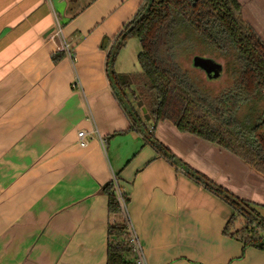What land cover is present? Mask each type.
I'll use <instances>...</instances> for the list:
<instances>
[{"label":"crops","instance_id":"0c3cea01","mask_svg":"<svg viewBox=\"0 0 264 264\" xmlns=\"http://www.w3.org/2000/svg\"><path fill=\"white\" fill-rule=\"evenodd\" d=\"M143 1L0 0V264H107L108 228L127 220L146 264H264V252L223 235L232 208L131 130L114 96L107 56ZM237 1L264 43V0ZM58 26L75 61L54 62ZM148 126L264 218V177L169 122ZM93 130L103 143L79 146ZM116 175L126 214H110L101 192Z\"/></svg>","mask_w":264,"mask_h":264},{"label":"trees","instance_id":"16d2710c","mask_svg":"<svg viewBox=\"0 0 264 264\" xmlns=\"http://www.w3.org/2000/svg\"><path fill=\"white\" fill-rule=\"evenodd\" d=\"M177 21L191 28L214 51L228 47L237 51L240 72L234 86L221 96L213 100L196 97L181 77L170 57L169 46ZM131 39H137L143 49L138 56L141 74L137 81H142L150 100L154 98V124L169 122L181 133L217 145L264 177V109L256 118L245 116L254 104H264V43L243 19L241 4L237 0H144L134 18L115 37L106 71L131 130L146 137L174 166L186 167L192 180L232 208L234 213L223 230L225 237L240 242L243 250L254 248L264 252V218L259 207L188 168L152 135L153 130L143 120L138 96L120 81L115 71L117 58ZM64 57L65 54L57 53L54 62ZM118 191L122 192L127 209L130 199L117 175L101 190L108 197V211L112 215L125 213ZM131 225L127 220L109 226L107 264H135L137 253L131 243Z\"/></svg>","mask_w":264,"mask_h":264},{"label":"rangeland","instance_id":"374dc122","mask_svg":"<svg viewBox=\"0 0 264 264\" xmlns=\"http://www.w3.org/2000/svg\"><path fill=\"white\" fill-rule=\"evenodd\" d=\"M169 46L171 47V59L176 62L181 77L195 92L196 97H205L213 100L234 86L240 72L237 51L230 47L223 49L221 52L214 51L191 28L181 24L179 21L172 28V38L169 40ZM142 52V46L137 39L129 40L127 46L120 54V65L117 66L116 64L115 71L120 81L128 84L130 91L138 96L139 104L142 106L140 111L143 120L149 125L154 124L153 106L151 105V101L154 98L150 100L145 93L142 81H137L138 76L141 74V68L138 65V55ZM197 58L210 60L218 64L222 67L221 72L211 73V76H209L208 71L196 66L195 60ZM253 106V108L247 109L246 117L256 118L264 109L263 103H257ZM262 215L264 216V213Z\"/></svg>","mask_w":264,"mask_h":264},{"label":"built area","instance_id":"2783aa9c","mask_svg":"<svg viewBox=\"0 0 264 264\" xmlns=\"http://www.w3.org/2000/svg\"><path fill=\"white\" fill-rule=\"evenodd\" d=\"M57 31L58 32L55 34V36L60 37L62 39V42L60 45L57 46L56 53L65 54V56H67L70 60L75 61V54L72 51L70 45L66 42L61 26H58ZM89 139H98L101 143H103V140L101 139L97 130H93L92 132H89L88 134L84 131H81L77 135V143L81 147H87ZM117 194H118V199L121 202V204L124 208L125 214H126V207L124 206L123 200H122V192L118 191ZM130 229H131V231H130L131 243L133 244L134 251L137 253V258L135 260V264H146L145 257L143 255L142 250H141L140 243L137 239V236L135 234V231H134L132 225H131Z\"/></svg>","mask_w":264,"mask_h":264},{"label":"water","instance_id":"95a60500","mask_svg":"<svg viewBox=\"0 0 264 264\" xmlns=\"http://www.w3.org/2000/svg\"><path fill=\"white\" fill-rule=\"evenodd\" d=\"M195 64L196 66H199L200 68L205 69L206 71H208V75L211 76V73H215V72H221L222 67L219 66L218 64L210 61V60H202L197 58L195 60Z\"/></svg>","mask_w":264,"mask_h":264}]
</instances>
